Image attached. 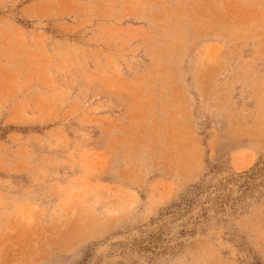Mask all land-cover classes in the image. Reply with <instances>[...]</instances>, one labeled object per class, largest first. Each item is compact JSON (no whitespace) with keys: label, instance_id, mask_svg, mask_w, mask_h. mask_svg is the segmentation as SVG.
Masks as SVG:
<instances>
[{"label":"rangeland","instance_id":"1","mask_svg":"<svg viewBox=\"0 0 264 264\" xmlns=\"http://www.w3.org/2000/svg\"><path fill=\"white\" fill-rule=\"evenodd\" d=\"M0 264H264V0H0Z\"/></svg>","mask_w":264,"mask_h":264}]
</instances>
